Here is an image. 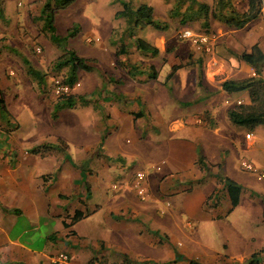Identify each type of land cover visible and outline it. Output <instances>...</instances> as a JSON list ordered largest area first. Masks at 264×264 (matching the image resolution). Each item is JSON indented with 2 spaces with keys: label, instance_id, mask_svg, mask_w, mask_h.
<instances>
[{
  "label": "crops",
  "instance_id": "crops-1",
  "mask_svg": "<svg viewBox=\"0 0 264 264\" xmlns=\"http://www.w3.org/2000/svg\"><path fill=\"white\" fill-rule=\"evenodd\" d=\"M197 1L212 3V0ZM232 3L238 12L246 11L248 6V0ZM163 4L164 0H149L142 5L158 13ZM36 6L31 8L40 10L41 5ZM142 27L143 33L149 30ZM214 27L226 45L237 32L221 22ZM243 30H249L248 38L246 44L238 43V50L248 52L258 44L264 53V2L259 18ZM147 34L145 42L161 56V49L165 51L167 44L165 35L154 31ZM118 45L111 49L115 57L108 61L103 55L105 46L92 49L83 58L94 61L95 71L110 73L108 89L93 86L82 89L79 83L72 96L82 99V104L60 112H54L53 107L46 119L52 126L47 137L9 145L12 134H0V264H50L51 257L58 252L68 254L73 264H108L100 258L90 259L78 250L80 239L85 238L80 236L78 224L90 222L110 233L115 231V225L118 231L134 229L132 222L138 216H144L153 230L165 213L172 220L180 213L194 221H209L220 217L216 216V210L223 208L218 213L229 214L233 209L226 180L240 188L237 206L244 199L249 205L255 204L259 197L264 198V190L258 184L264 181L240 167L242 161H247L264 172V125L251 132L234 126L229 111L236 108L234 104L238 101L249 105L250 96L247 91L228 94L221 88L224 81L250 78L251 68L227 58L226 54L205 60L203 56L189 55L194 69L198 60L201 67L205 66L200 82L191 86L187 81L185 87L175 92L145 89V76L131 78L127 73L128 67L138 64L135 56L139 59V54L140 57L143 54L134 46L132 49L126 46L127 54L117 57ZM5 46L0 62L9 67L6 60L16 45L5 42ZM0 67L1 72L3 65ZM187 74L182 68L173 80L177 75L184 78ZM223 74L225 80H221ZM163 79L158 74L151 83L164 85ZM10 87L0 74V89ZM198 90L207 96L200 99ZM199 118L202 121L197 124ZM42 145L59 148L44 156L32 153ZM137 164L139 169L129 168ZM139 171L146 175L144 201L130 189ZM114 183L120 185L121 193L111 189ZM159 205L164 211H158ZM108 215L119 216L117 221L107 220L110 229L105 222Z\"/></svg>",
  "mask_w": 264,
  "mask_h": 264
},
{
  "label": "rangeland",
  "instance_id": "rangeland-1",
  "mask_svg": "<svg viewBox=\"0 0 264 264\" xmlns=\"http://www.w3.org/2000/svg\"><path fill=\"white\" fill-rule=\"evenodd\" d=\"M32 1L35 2V0H5V2L0 0V55L6 49L5 42L9 46L13 44L17 46L13 47L14 51L11 50L10 56L6 60L11 66L5 67V63L0 62V65H3L0 74L6 80L7 85L11 84V87L6 90L0 89V105L4 107L0 111V134H12V138L8 141L9 145L13 142H35L40 138L47 137L46 133L52 129L47 120L50 110L59 99L54 98L51 94V83L53 78L67 77L68 73L66 68L58 70L53 65L65 51L71 50L77 58L83 59L91 54L92 49H100L105 46L103 55L108 61L115 57L111 49H114L115 45H118L117 43L124 42L128 49L133 48L134 40L130 37L132 35L143 41L147 39V33L152 31L154 34L165 35L167 44L165 51L161 49V56L158 54L155 59L150 57L147 59L145 55L140 57L139 54V59H136L135 56V60L143 72L142 76H145V89H166L167 91L173 89V92L179 87H185L184 83L187 81H190L191 86L196 81L200 82L202 80L201 73L203 76V72H205V66L202 65L200 68L197 66L194 69L193 64L190 67L193 69L185 67L189 73L187 76L182 78L177 75L176 80L172 79L164 85L157 86L151 83L154 81L151 79L152 72L160 74L164 78L172 65L187 64L189 55L203 56L205 60V58L213 59L221 54H226L227 58L231 57L239 61L234 55L246 52L238 50L240 47L238 43L246 44L245 40L248 38L246 34L249 30L246 32L244 30L237 31L233 36L234 39L226 45L222 35L216 32L217 28L214 27L217 25V21L212 18H209L206 27L202 22L203 19L182 25L180 16L171 18L170 10L173 9L175 0H164L158 13L149 6L153 9V19L164 24L163 26L166 28L159 30L149 27L145 33L141 26L130 32L129 30L125 32L124 19H115L114 15L122 9L119 1H130L134 9L149 0H133V2L131 0H75L66 10L55 15L56 35L62 39L60 44H55L50 40V34L43 31L42 23L38 20L40 10L31 8L32 5L36 6L35 3L31 4ZM241 3L243 2L239 4ZM182 11L183 8L179 14ZM73 26L76 36L67 38L65 42L67 31ZM101 27L102 29H100ZM184 29L198 34L215 35L217 40L212 52L210 54L195 52L188 41L180 39V33ZM98 38L101 39V42ZM250 42L249 39L248 44ZM227 47L235 50H226ZM36 49H39V52H36ZM23 60H27L29 65L39 73L38 77H31L27 74L28 67L23 63ZM86 61L92 71L89 73L79 71L76 73L75 81L80 83L82 89H93V87L108 89L107 78L109 79L110 73L104 72V70L95 71L94 61L87 59ZM196 73L197 75H195ZM225 77L226 74H223L221 80H225ZM129 85L134 88L133 83H129ZM198 91L200 99L207 96L202 90ZM75 100L77 105L82 104L80 103L82 99L75 98ZM263 103L252 101L249 105L242 103V107H245V110L252 108L255 111H260L264 108ZM234 105L236 107V104ZM56 112H60V110ZM129 168L137 170L139 164ZM258 184L264 190V183L261 181ZM119 188L116 192L121 193ZM130 189L133 188L130 186ZM109 191L113 192L110 188ZM109 191L107 189V192ZM135 195L140 200L139 195ZM246 204H248V200L244 199L229 214H221L223 208L218 209L216 216L220 215V217L209 221H194L189 215L180 213H177L172 220L165 213L155 230L151 229L150 222L146 221L144 216H138L132 222L134 229L118 231L116 230L118 226L115 225L113 227L115 231L110 233L100 226L94 227L90 222H84L78 224V230L82 233L80 236L85 237L86 241L90 240L91 243L80 239L78 250H82L84 255L90 259L100 258V260H106L108 264L264 263V198L259 197L255 204ZM162 209L163 206L159 205L158 211ZM156 214L159 216L160 213ZM125 216L128 215L125 213ZM107 217L105 218L106 227L110 229V221L107 220L117 221L119 216L108 215ZM164 234H167V237ZM97 264L106 263L99 262Z\"/></svg>",
  "mask_w": 264,
  "mask_h": 264
},
{
  "label": "trees",
  "instance_id": "trees-1",
  "mask_svg": "<svg viewBox=\"0 0 264 264\" xmlns=\"http://www.w3.org/2000/svg\"><path fill=\"white\" fill-rule=\"evenodd\" d=\"M75 0H35V4H40L38 20L42 23V29L46 33L50 34V40L55 44H60V39L56 35V28L54 24L55 15L63 10H66ZM264 0H248V6L246 11L238 12L233 6L232 0H212L211 5L198 2L197 0H175L174 7L170 10L171 18L180 16V22L182 25H186L188 22H194L196 20L203 19L204 26H208L209 18L217 22H221L227 29L240 31L245 29L249 23L257 20L261 15V8ZM121 10L116 12L115 19H124L125 32L134 30L139 26L152 27L154 29L163 30L164 24H160L153 19V9L146 5H140L137 8H132L131 2L119 1ZM183 8L182 13L179 11ZM1 11V10H0ZM2 14V13H1ZM2 16V15H1ZM207 34V33H206ZM74 26L67 31V36L64 38L65 42L67 38L75 37ZM133 38V46L136 51L141 52L145 57L155 58L158 55V50L146 43L141 39ZM126 44L124 42L119 43L116 49V56L126 55ZM236 59L250 67L257 77H250L243 80H230L221 84V88L228 94L248 92L250 100L264 102V78L262 73L264 72V53L260 49L258 44H254L248 52H241L234 55ZM23 63L28 67L27 72L31 76H39V73L33 69L27 60H23ZM199 68L201 67V60L197 61ZM119 65L122 63L118 62ZM190 59L185 65H172L169 72L164 76V84L173 79L176 72L182 68L192 67ZM54 68L67 69V77H62L64 82L68 85L76 83V73L79 71L89 73L92 71L88 62L81 58H77L75 53L71 50L65 51L59 56L53 65ZM152 70V67H150ZM127 73L131 78L136 76H142L138 65H131L127 68ZM157 73L152 72V80H156ZM1 102V99H0ZM74 96L60 98L54 105V112L62 109H72L76 105ZM264 104V103H263ZM1 106V105H0ZM2 107V109H1ZM0 107V111L3 110V105ZM242 107V104L236 106L234 110L229 111L228 115L234 126L245 129L246 132H251L254 128L260 125H264V108L263 110H253ZM55 116V115H54ZM59 147L51 145H42L32 150L33 154L44 156L50 151H54ZM201 164V158H199ZM229 197L231 198L232 207L237 206L238 194L240 188L233 182L225 181Z\"/></svg>",
  "mask_w": 264,
  "mask_h": 264
},
{
  "label": "built area",
  "instance_id": "built-area-1",
  "mask_svg": "<svg viewBox=\"0 0 264 264\" xmlns=\"http://www.w3.org/2000/svg\"><path fill=\"white\" fill-rule=\"evenodd\" d=\"M180 39L184 41H188L195 52L197 53H205L210 54L213 50V46L217 40L215 35L212 34H205V33H195L189 29H184L180 33ZM98 41V40H97ZM36 52H39V49H36ZM12 74V73H10ZM251 77H257L255 72L251 69ZM262 78H264V73H262ZM79 86V83H74L73 85H68L64 82L63 78L61 77H55L52 80L51 83V94L54 96V98H63V97H69L73 94L74 90L77 89ZM242 102L238 101L236 102V106L241 105ZM197 124L201 123V119L196 120ZM246 138H249V135H246ZM240 167L255 175L259 180L264 181V172L260 170L259 168L255 167L253 164L242 161L240 163ZM154 170H159L158 167H153ZM146 179V175L144 172L139 171L135 174L134 179L132 181V188L134 191L139 195V198L141 201L146 200L147 193L145 190V186L143 185L144 180ZM118 186L120 185L117 183L111 185V189L117 190ZM50 264H73L71 258L68 254L63 252H58L56 255L52 256L50 259ZM249 264H264L259 262H251Z\"/></svg>",
  "mask_w": 264,
  "mask_h": 264
},
{
  "label": "clouds",
  "instance_id": "clouds-1",
  "mask_svg": "<svg viewBox=\"0 0 264 264\" xmlns=\"http://www.w3.org/2000/svg\"><path fill=\"white\" fill-rule=\"evenodd\" d=\"M60 99V98H59Z\"/></svg>",
  "mask_w": 264,
  "mask_h": 264
}]
</instances>
